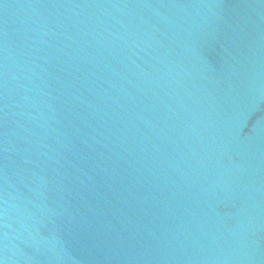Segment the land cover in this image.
Listing matches in <instances>:
<instances>
[{
  "label": "water",
  "instance_id": "obj_1",
  "mask_svg": "<svg viewBox=\"0 0 264 264\" xmlns=\"http://www.w3.org/2000/svg\"><path fill=\"white\" fill-rule=\"evenodd\" d=\"M0 264H264V0H0Z\"/></svg>",
  "mask_w": 264,
  "mask_h": 264
}]
</instances>
